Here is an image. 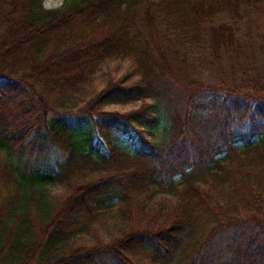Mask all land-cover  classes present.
Masks as SVG:
<instances>
[{"label":"trees","instance_id":"obj_1","mask_svg":"<svg viewBox=\"0 0 264 264\" xmlns=\"http://www.w3.org/2000/svg\"><path fill=\"white\" fill-rule=\"evenodd\" d=\"M42 2L0 0V264H264V0Z\"/></svg>","mask_w":264,"mask_h":264},{"label":"rangeland","instance_id":"obj_2","mask_svg":"<svg viewBox=\"0 0 264 264\" xmlns=\"http://www.w3.org/2000/svg\"><path fill=\"white\" fill-rule=\"evenodd\" d=\"M71 1L72 0H43L42 4H43V7L46 9H55V8L60 7L64 2L69 3ZM131 64L132 63H131L130 58H125L123 60H112L109 62V66L112 68V74L114 75V77H119L123 72H125L131 67ZM94 83L95 85H97V88L99 89L102 85L101 77L97 76ZM82 103L83 101L79 102L78 105L81 107ZM139 103L140 101H133L129 103H116V104L114 103V104L107 105L106 108L109 110L126 111V110L137 107ZM165 134H166V131L164 129L156 128V129H153V135L151 136V138L154 141H159L163 139ZM35 141L38 142V139L35 138ZM46 150H47V153H49L50 156L54 158L55 157L62 158L65 156V151L59 148V146L51 142H48V144L46 145ZM111 221H112V218L109 216L107 218L106 217L104 218V222L107 223V225L109 224L110 227H111Z\"/></svg>","mask_w":264,"mask_h":264}]
</instances>
